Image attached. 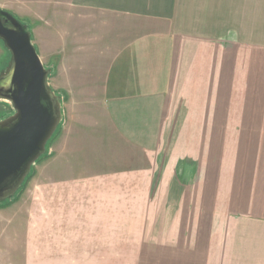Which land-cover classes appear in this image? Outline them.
<instances>
[{"label":"crops","instance_id":"crops-1","mask_svg":"<svg viewBox=\"0 0 264 264\" xmlns=\"http://www.w3.org/2000/svg\"><path fill=\"white\" fill-rule=\"evenodd\" d=\"M50 1L65 122L18 201L30 263L264 264V0Z\"/></svg>","mask_w":264,"mask_h":264},{"label":"water","instance_id":"water-1","mask_svg":"<svg viewBox=\"0 0 264 264\" xmlns=\"http://www.w3.org/2000/svg\"><path fill=\"white\" fill-rule=\"evenodd\" d=\"M0 37L13 52L7 86L0 85V103L13 112L0 118V201L25 183L31 164L47 150L62 123L60 96L48 86V71L20 25L7 26L0 15ZM10 104V105H9Z\"/></svg>","mask_w":264,"mask_h":264},{"label":"rangeland","instance_id":"rangeland-1","mask_svg":"<svg viewBox=\"0 0 264 264\" xmlns=\"http://www.w3.org/2000/svg\"><path fill=\"white\" fill-rule=\"evenodd\" d=\"M50 4L55 5L50 0H0V15L7 26L20 24L29 34L31 43L48 71V86L61 98L63 120L59 125L60 129L65 122V91L55 88L52 79L65 68L67 42L64 37L61 38L64 36L61 33L65 30L64 17H56L54 14L58 10L51 8ZM13 63V52L0 37V85H8ZM11 112H13L11 106L4 102L0 103V118L4 113ZM54 136L50 142L48 141L46 152L31 164L30 172L22 187L12 196L0 201V264H31L33 260L35 249L26 248L29 228L27 222L30 217L25 214L23 208L20 209L18 201L21 194L35 190L36 179L42 176V171L49 161L50 146Z\"/></svg>","mask_w":264,"mask_h":264}]
</instances>
